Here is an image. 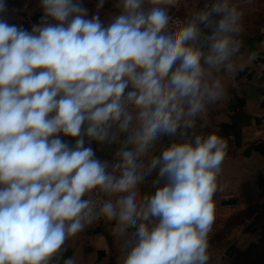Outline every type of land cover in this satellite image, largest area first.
Wrapping results in <instances>:
<instances>
[{
	"label": "clouds",
	"instance_id": "9594fccd",
	"mask_svg": "<svg viewBox=\"0 0 264 264\" xmlns=\"http://www.w3.org/2000/svg\"><path fill=\"white\" fill-rule=\"evenodd\" d=\"M105 3L89 16L83 0H39L29 30L0 0V264H75L67 242L100 218L122 264L211 262L228 142L196 128L225 95L243 13L203 0L177 20L181 0H113L105 22Z\"/></svg>",
	"mask_w": 264,
	"mask_h": 264
},
{
	"label": "crops",
	"instance_id": "0c3cea01",
	"mask_svg": "<svg viewBox=\"0 0 264 264\" xmlns=\"http://www.w3.org/2000/svg\"><path fill=\"white\" fill-rule=\"evenodd\" d=\"M6 4L3 15L9 23L30 30L32 23L40 21L39 0H6ZM239 39L241 48L232 70L221 73L225 95L208 107L196 128L197 133L215 132L228 142L214 196L210 264H241L240 252L264 242V28ZM92 146L100 159L109 161L117 147ZM141 191H151V178ZM66 247L65 258L71 255L75 264H122L125 252L118 226L103 218L70 239Z\"/></svg>",
	"mask_w": 264,
	"mask_h": 264
},
{
	"label": "rangeland",
	"instance_id": "374dc122",
	"mask_svg": "<svg viewBox=\"0 0 264 264\" xmlns=\"http://www.w3.org/2000/svg\"><path fill=\"white\" fill-rule=\"evenodd\" d=\"M98 0H83L85 7L89 9V16L95 11V5ZM232 2L243 13V28L240 38H245L248 34H253L264 28V0H232ZM203 6V0H181L179 9H174L173 16H177L180 19H184L186 16L191 15L198 8ZM116 10L113 8V0H106L104 8L101 9V19L107 22L110 15ZM264 237V230H263ZM258 248L253 249L256 253L254 264H264V242L258 245ZM242 255L238 257L241 264H252L246 262L247 258ZM245 260V261H244Z\"/></svg>",
	"mask_w": 264,
	"mask_h": 264
},
{
	"label": "trees",
	"instance_id": "16d2710c",
	"mask_svg": "<svg viewBox=\"0 0 264 264\" xmlns=\"http://www.w3.org/2000/svg\"><path fill=\"white\" fill-rule=\"evenodd\" d=\"M258 247L259 246L256 243L251 244L250 247L247 250L239 253V257H242V255H244L247 258L246 262H249V263L254 262L256 253L254 251H252V250L255 249V248H258ZM252 264H254V263H252Z\"/></svg>",
	"mask_w": 264,
	"mask_h": 264
},
{
	"label": "built area",
	"instance_id": "2783aa9c",
	"mask_svg": "<svg viewBox=\"0 0 264 264\" xmlns=\"http://www.w3.org/2000/svg\"><path fill=\"white\" fill-rule=\"evenodd\" d=\"M174 17V19H177V20H182V19H180L179 17H177V16H173ZM34 23H32V25H33ZM96 221V220H95Z\"/></svg>",
	"mask_w": 264,
	"mask_h": 264
}]
</instances>
